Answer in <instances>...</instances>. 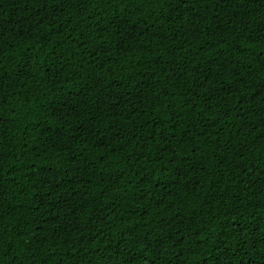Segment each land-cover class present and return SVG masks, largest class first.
<instances>
[{"label": "trees", "instance_id": "obj_1", "mask_svg": "<svg viewBox=\"0 0 264 264\" xmlns=\"http://www.w3.org/2000/svg\"><path fill=\"white\" fill-rule=\"evenodd\" d=\"M0 264H264V0H0Z\"/></svg>", "mask_w": 264, "mask_h": 264}]
</instances>
